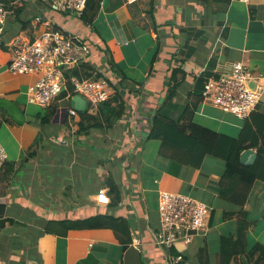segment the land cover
I'll list each match as a JSON object with an SVG mask.
<instances>
[{"label": "crops", "instance_id": "obj_1", "mask_svg": "<svg viewBox=\"0 0 264 264\" xmlns=\"http://www.w3.org/2000/svg\"><path fill=\"white\" fill-rule=\"evenodd\" d=\"M4 1L8 14L0 38V43L6 40L0 45V144L7 152V164L16 162L18 171L10 174L6 165L0 172V203L6 205L0 217V264H170L168 250L155 243L160 229V190L187 193L213 207L209 231L179 249L184 248L181 251L187 257L184 264H200L198 249L207 241L215 258L221 235L237 229L235 217L224 218L228 204L219 196L225 162L208 155L195 168L161 156V142L147 139L149 123L164 98L169 69L181 66L178 58L185 59L182 66L189 86L180 90L181 101L204 70L214 74L229 71L234 61L252 69L256 77L253 88H264V0H138L121 5H117L120 0H101L92 24H85L77 14L57 11L52 0ZM50 28L80 32L90 40L93 53L89 62L94 73H102L119 86L121 99L113 96L112 105L118 107L123 101L125 111L114 124L104 122L89 136L76 137L77 127L69 117L70 132L64 110L73 107L95 114L99 107L68 91L55 101L57 114L42 129L43 140L35 143L41 132L38 114L45 116L49 107L37 105L42 112L28 102L29 87L38 76L8 69V43L18 34L35 37ZM158 46V58L151 65ZM176 53L179 57L173 58ZM218 110L226 115H219ZM195 121L233 137L240 135L247 121L256 130L264 125V90L247 119L202 102ZM105 150L110 153L105 162L109 166L116 164L111 160L123 157L119 161L124 167L117 174L123 199L111 213L129 221L130 235L123 234L126 242L109 228L70 230L67 235L46 232L48 220L107 211L94 199L104 187L101 180L106 172L100 160L104 161ZM34 151L36 156L21 163ZM94 168L97 173H92ZM108 168L115 172L113 166ZM246 208L257 212L252 217L260 230L249 236L253 235L254 243L264 244V181L255 182ZM212 233L218 237L209 240ZM245 260L239 256L236 262L245 264Z\"/></svg>", "mask_w": 264, "mask_h": 264}, {"label": "trees", "instance_id": "obj_2", "mask_svg": "<svg viewBox=\"0 0 264 264\" xmlns=\"http://www.w3.org/2000/svg\"><path fill=\"white\" fill-rule=\"evenodd\" d=\"M122 3L132 4L134 2L129 3L126 0H120L117 5H121ZM100 8L101 0H88L85 10L81 14H76L85 24H92ZM39 35L40 33L35 37ZM5 41H1L0 45L3 46ZM88 41L91 44L89 39ZM91 47L93 48L92 44ZM159 51L160 46L156 50L151 65L158 58ZM178 57V53L173 55V58ZM178 59L181 62V66H171L172 68L169 69L171 73L167 77L165 84L164 98L150 118L147 139H156L161 142L159 150L161 156L190 167L200 168L204 163L205 157L208 155L222 159L225 162V168L219 182V196L228 204V208L224 211V218L230 219L235 217L237 219L236 232L230 235H221V248L217 256L214 258L209 250L207 241H205L198 249V261L200 264H238L236 259L239 256H245V264H264V244L257 241L252 246L249 245V232L256 224V220L252 217L253 209L246 208L255 182L258 180L264 181V125L258 126L255 130L251 123L247 121L240 135L233 137L197 123L195 121V114L199 105L203 102L205 82L214 73L210 69L204 70L196 77L195 83L191 91H188L186 99L181 101L179 100L180 90L188 86L186 85L188 73L182 66L185 63V59ZM109 63L114 66V62L110 58ZM70 75H76L80 78H98L103 74L100 72L94 73L93 65L87 61L79 67L72 68L67 76L69 77ZM112 85L116 89L115 99L119 101L122 96L119 86L113 83ZM72 89L73 86L69 83L68 90H64L60 98L65 97L68 91ZM119 105L118 107L113 106L112 100H109L100 104L98 106L99 111L95 114L90 113L86 109L80 112L77 111V114L73 116L70 115L69 109H65L66 126L71 132V124L68 122L70 117L73 120V124L77 127L75 130L76 137L80 135L89 136L94 129L103 126L104 122L111 125L114 124L113 121L122 117L125 111L123 101H120ZM48 107L45 116L38 114L41 132L35 138V143L43 140L42 129L46 125L52 124L53 118L59 109V105L55 104V102ZM89 147L92 151L96 149L94 145ZM248 148H256L258 153L257 159L251 165H246L241 161L242 152ZM36 154L37 152L34 151L25 155L21 159V163L28 161L31 157L36 156ZM108 155L109 151L105 150L104 161L100 160V158L97 160H100V166L104 167L107 172L104 179L101 180L104 186L101 193L94 197L96 204L103 209H107V211L84 218L48 220L47 227L45 228L46 232L67 235L70 230L109 228L115 232L120 241L126 242L127 239L123 234L128 233L130 235L129 221L123 216H116L111 213L112 209L117 208L122 202L123 194L117 173L108 168L110 167L109 164H105V162H109ZM96 157H99V153H96ZM7 163L8 160L5 162L3 168L9 165V169H7L9 173L15 174L18 171L16 162ZM92 170V173H97L96 168ZM5 210L6 205L0 203V217L4 215ZM173 252L178 254L180 251L174 247ZM184 259L186 260L187 257L184 256Z\"/></svg>", "mask_w": 264, "mask_h": 264}, {"label": "built area", "instance_id": "obj_3", "mask_svg": "<svg viewBox=\"0 0 264 264\" xmlns=\"http://www.w3.org/2000/svg\"><path fill=\"white\" fill-rule=\"evenodd\" d=\"M129 3L138 0H126ZM250 2L251 0H245ZM88 0H52L53 8L61 12L81 14ZM8 14L7 3L0 0V37ZM11 58L8 69L14 74L38 76L28 90V102L48 107L59 99L71 83V94L83 96L91 106L98 107L115 95L116 89L110 79L67 76L71 69L89 61L92 47L80 32L64 29L43 30L39 36L18 34L8 43ZM255 74L249 65L234 61L229 71L212 74L204 85L203 103H211L225 112L247 119L256 109L264 88L251 86ZM70 115L77 110L69 109ZM8 156L0 144V172ZM213 207L187 193L160 190V229L155 243L168 250L170 264H184V248L190 246L200 234L209 231V217ZM176 247L180 252H173ZM179 247H184L179 249Z\"/></svg>", "mask_w": 264, "mask_h": 264}, {"label": "rangeland", "instance_id": "obj_4", "mask_svg": "<svg viewBox=\"0 0 264 264\" xmlns=\"http://www.w3.org/2000/svg\"><path fill=\"white\" fill-rule=\"evenodd\" d=\"M67 14H72V15H74V14H76V13H67ZM4 37V34L0 37V38H3ZM32 106V105H31ZM33 108H40V110L42 111V112H44V109L42 108L41 109V107H37V105L35 106V105H33L32 106ZM218 112H219V115H222V116H225L226 114L223 112V111H220V110H218ZM197 120L199 121L200 120V115H198L197 116ZM201 121V120H200ZM202 122V121H201ZM159 142V141H158ZM152 147H154V145L151 143L150 144ZM110 154V153H109ZM109 156V155H108ZM112 156V155H111ZM114 158H116V157H114ZM123 157H118V159L117 160H111V162H114V163H116V164H112V165H110V167H114L115 168V172L117 173V174H119V173H121V169L124 167H120V165L122 164L119 160L120 159H122ZM118 161V162H117ZM114 170V169H113ZM117 170V171H116ZM105 172H107V170H105ZM217 208V210L219 211V207H216ZM252 215L254 216V217H256V215H258L257 214V212L255 211V212H252ZM216 223L218 224L219 222L218 221H216ZM262 224H264V222H262ZM257 225H258V220H257V222H256V224L252 227V229L250 230V232L252 231V232H256L257 234L260 232V230L259 229H256L257 228ZM228 231H230V230H228ZM250 232H249V234H250ZM218 236H217V234H215V233H212V234H210V237H209V240H212V239H215V238H217ZM249 241H250V244L251 245H253V243L255 242V239H254V237H253V235L251 234V236H249ZM213 247V246H212Z\"/></svg>", "mask_w": 264, "mask_h": 264}, {"label": "water", "instance_id": "obj_5", "mask_svg": "<svg viewBox=\"0 0 264 264\" xmlns=\"http://www.w3.org/2000/svg\"><path fill=\"white\" fill-rule=\"evenodd\" d=\"M78 97L84 98L83 96L79 95ZM258 153L255 149L253 148H248L244 150L241 154V161L242 163L246 165H251L252 163L255 162L257 159Z\"/></svg>", "mask_w": 264, "mask_h": 264}]
</instances>
